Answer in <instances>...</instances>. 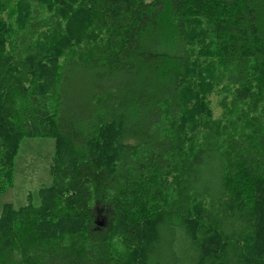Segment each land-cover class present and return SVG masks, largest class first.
<instances>
[{
  "label": "trees",
  "instance_id": "16d2710c",
  "mask_svg": "<svg viewBox=\"0 0 264 264\" xmlns=\"http://www.w3.org/2000/svg\"><path fill=\"white\" fill-rule=\"evenodd\" d=\"M25 138L0 264H264V0H0V194Z\"/></svg>",
  "mask_w": 264,
  "mask_h": 264
},
{
  "label": "rangeland",
  "instance_id": "374dc122",
  "mask_svg": "<svg viewBox=\"0 0 264 264\" xmlns=\"http://www.w3.org/2000/svg\"><path fill=\"white\" fill-rule=\"evenodd\" d=\"M214 115L219 113L212 97ZM55 144L52 138H25L20 142L13 167V185L0 194V211L4 203L20 207L27 202L39 204V189L51 185L50 167Z\"/></svg>",
  "mask_w": 264,
  "mask_h": 264
}]
</instances>
